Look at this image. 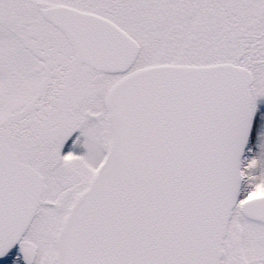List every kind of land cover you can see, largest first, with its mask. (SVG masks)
Returning a JSON list of instances; mask_svg holds the SVG:
<instances>
[{
    "label": "snow or ice",
    "instance_id": "snow-or-ice-1",
    "mask_svg": "<svg viewBox=\"0 0 264 264\" xmlns=\"http://www.w3.org/2000/svg\"><path fill=\"white\" fill-rule=\"evenodd\" d=\"M0 264H264V0H0Z\"/></svg>",
    "mask_w": 264,
    "mask_h": 264
}]
</instances>
